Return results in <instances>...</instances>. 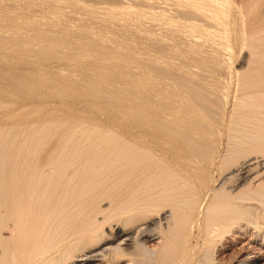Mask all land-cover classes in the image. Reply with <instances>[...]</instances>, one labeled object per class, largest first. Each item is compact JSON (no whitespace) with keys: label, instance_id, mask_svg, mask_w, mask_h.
I'll list each match as a JSON object with an SVG mask.
<instances>
[{"label":"bare ground","instance_id":"bare-ground-1","mask_svg":"<svg viewBox=\"0 0 264 264\" xmlns=\"http://www.w3.org/2000/svg\"><path fill=\"white\" fill-rule=\"evenodd\" d=\"M23 1L58 19L0 17V264H224L233 229L264 241V94L231 63L262 70L264 0ZM64 81L91 114L26 111Z\"/></svg>","mask_w":264,"mask_h":264},{"label":"rangeland","instance_id":"rangeland-1","mask_svg":"<svg viewBox=\"0 0 264 264\" xmlns=\"http://www.w3.org/2000/svg\"><path fill=\"white\" fill-rule=\"evenodd\" d=\"M4 1H6V0H4ZM1 2L0 4L2 5V3H5V2ZM12 1H13V3H12ZM7 0V3H9V2H11V3H9L8 5L7 4H3V7L2 6H0V12H2V14L0 15V17H4V15H6V13H7V18L9 19H6V20H4L3 22L4 23H9L10 24V22L13 20V22L11 23V24H19L20 22H22V20L23 21H25L24 19V17H26V16H28L29 17V19H30V17H32V19H34L35 18V20L37 21V19L36 18H38V16L40 15V16H43V15H45V16H48V14L50 13V11H49V13H48V11H44V13H42V11H40L41 12V14L39 13V15L38 14H36V17L34 16L35 14H33V13H35V12H32V14H33V16H34V18H33V16L30 14V12L31 11H29L28 9H29V6L28 5H26L25 3H24V1L23 0ZM16 3V5H15V3ZM57 4V3H56ZM125 4V3H124ZM6 5V7H8V8H6V7H4ZM42 5V6H41ZM57 5H59V3L57 4ZM12 6H14V7H12ZM20 6V7H19ZM22 6V7H21ZM36 6H38L40 9H41V7H43V4H41V3H35V7H33V8H38V7H36ZM41 6V7H40ZM97 6H99V7H101V5L100 4H98ZM14 8V9H12L13 11H16L17 9H19V8H22L21 10H19V11H17V14H16V12L15 13H13L12 12V10L10 9V8ZM17 7V8H16ZM19 7V8H18ZM2 8H4V9H2ZM16 8V9H15ZM25 8V9H24ZM32 8V9H33ZM38 8V9H39ZM70 8V7H69ZM72 8V7H71ZM68 9L67 8V6L64 8V10L66 11V13H67V15L69 16V15H71V16H73V17H76V16H81V17H87V18H89V16H88V14H87V12L85 11V10H83L82 8H79V7H76L75 9ZM6 9V10H5ZM8 9V10H7ZM35 9V10H36ZM2 10V11H1ZM10 10V11H9ZM24 10H26V12H27V10L29 11V13H26L25 11V13L23 12ZM34 11V10H33ZM4 12V13H3ZM6 12V13H5ZM16 16H20L21 15V17H16L15 18V16L12 14V13ZM21 12V14H19ZM53 12V11H52ZM51 12V13H52ZM8 13L10 14V16L11 15H13V17L11 16L10 18H9V15H8ZM23 13V14H22ZM37 13V12H36ZM46 13V14H45ZM50 13V14H51ZM73 13V14H72ZM102 13V12H101ZM101 13L100 14H98V16L100 15L101 16ZM29 14L31 15V16H29ZM75 14V15H74ZM52 15V18L53 19H58V16H54V15H57L56 13H52L51 14ZM51 15H49V18L51 17ZM39 16V17H40ZM44 16V17H45ZM55 18H54V17ZM67 16V17H68ZM99 16V17H100ZM102 16H105V14L103 15V13H102ZM27 17V18H28ZM24 18V19H23ZM46 19H48V17H45ZM44 18V19H45ZM101 18V17H100ZM14 19H15V21H14ZM22 19V20H21ZM41 18H39V21H41L40 20ZM43 20L44 22L46 21L47 22V20ZM68 19H69V17H68ZM16 20H17V22H16ZM19 20V21H18ZM49 20V19H48ZM52 20V19H51ZM31 21V20H30ZM34 21V20H33ZM72 21V20H71ZM89 21V20H88ZM15 22V23H14ZM19 22V23H18ZM74 24V23H73ZM100 28V27H99ZM102 29L103 30H108V31H110L109 29H104V27H102ZM107 31V32H108ZM104 32V31H103ZM105 33V32H104ZM132 37H134L135 38V36H132ZM253 43V42H252ZM247 57H248V52H246V51H238L237 52V55L232 59V61H231V63H232V70L233 71H239V72H241V73H244V74H255V75H257L258 77H259V84H258V86H259V88H260V90L262 91V93L264 94V60L263 61H261V68H262V70H260L259 72H253V69H254V63L252 62H250V61H248L247 60ZM16 57H8V59L7 58H5L6 59V62H11V61H15L16 59H15ZM18 58H20V57H18ZM26 58H28V57H26ZM23 59H24V57H23ZM8 60V61H7ZM24 60H31L30 62V64L28 65L27 64V67H26V64H24V65H20V66H17V67H19L20 68V72L21 71H23L24 73H25V71H26V73L28 72L27 70H29L30 72L32 71V70H38L39 69V71H48L49 69L51 70V69H54L53 71L54 72H56L57 70H59L61 73H63V72H70V69H67L66 70V67L68 66L65 62H63V63H61V62H59V61H51L52 63L51 64H53L51 67H50V65L47 67L45 64L44 65H42V64H40L39 65V63L37 64V62H34V64H33V62H32V58L31 57H29V59H24ZM36 64L38 65V66H36ZM50 64V63H49ZM32 65H34V66H32ZM42 65V66H41ZM48 65V64H47ZM39 66H41L40 68H39ZM75 66V65H74ZM74 66H72L73 67V70H71V71H73V73L75 74V72L77 73L78 72V74H73L75 77H80V74H83V72L85 71V70H87L86 72H89V71H91V68L93 67V65H92V67L90 66V64L88 65V64H86L85 66L83 65L82 66V64H81V68H79V65L78 66H76L77 67V69L76 68H74ZM17 67H12V69L13 70H15V71H17L18 72V69L19 68H17ZM29 67V68H28ZM83 67H85V68H83ZM86 67H87V69H86ZM90 67V68H89ZM32 68V69H31ZM45 68H48V69H45ZM69 68H71V66L69 67ZM83 68V69H82ZM2 69V68H1ZM22 69V70H21ZM41 69V70H40ZM72 69V68H71ZM74 69L76 70V71H74ZM64 70V71H63ZM79 70V71H78ZM84 70V71H83ZM63 71V72H62ZM82 71V72H81ZM22 72V73H23ZM58 72V71H57ZM66 72V73H67ZM92 72V71H91ZM90 72V73H91ZM62 84H63V86L64 87H73L74 88V91L75 92H71V93H66V94H64L63 96H59V95H54V94H52V96H51V98L50 99H48L49 97H47V99H43V98H41V96H39V94H38V96H35L34 97V100H33V102H31V104H30V101L29 102H27V103H29V107H28V105H27V103H26V106H27V108H26V111L27 110H29L30 108H31V106L33 107V108H31L30 110L32 111V114L34 113L35 115L37 114L38 116L39 115H41L42 113H41V111H42V108H43V104H44V106L46 105L47 107H53V109H54V112L56 111V112H58V113H60L62 116H65V115H67V112L68 113H72V114H76V113H84V115L85 114H91L92 112L91 111H93L94 110V106H97V105H95L94 104V106H92V104L94 103V101L96 100V99H94L91 95H92V93H90V89L91 88H87V87H84V86H81L80 84L79 85H77V84H73V83H65V81L64 82H62ZM67 85V86H66ZM102 88H104V86H101ZM37 98V99H36ZM109 98V99H108ZM41 99V100H40ZM106 99H108V100H106ZM36 100V101H35ZM101 101H102V99H100ZM103 100H105V101H99V105L101 106V105H108L109 103H108V101L110 100V104H112V102L113 103H116L117 101H118V99H115V101H114V99L111 101V99H110V97L108 96L107 98H105V99H103ZM117 100V101H116ZM43 101H44V103H43ZM47 101V102H46ZM92 101H93V103H92ZM107 101V102H106ZM38 104H37V103ZM43 104H42V103ZM103 102H106V103H103ZM35 104V105H34ZM59 104V105H58ZM117 104V106L119 107V105H120V103H116ZM116 104H112V105H109L110 107H108L107 106V108L109 109V108H112L111 106H113L114 108H118V107H116ZM119 104V105H118ZM31 105V106H30ZM34 105V106H33ZM91 105V106H90ZM59 108V109H55V108ZM102 107V106H101ZM104 107V106H103ZM66 109H68V110H66ZM105 109V108H104ZM29 110V111H30ZM106 110V109H105ZM102 206L104 207V208H107L108 207V203H103L102 204ZM256 231H255V229H248V233L246 232V230H244V228H236V229H233V231H231L229 234H227L226 236H225V239H224V242H225V246L224 247H220V249L222 250L221 252H223V254L221 255V257H219V258H224V264H232L235 260H237V259H243L244 257H247V258H249L250 260H254L255 261V264H264V241H263V239H262V237L261 236H258V238L255 236V235H253L254 233H255ZM255 236V237H254ZM257 238V239H256ZM155 242H152L151 244H154Z\"/></svg>","mask_w":264,"mask_h":264}]
</instances>
